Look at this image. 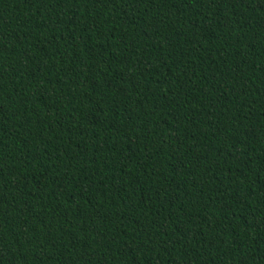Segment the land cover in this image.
I'll return each instance as SVG.
<instances>
[{
    "label": "trees",
    "instance_id": "obj_1",
    "mask_svg": "<svg viewBox=\"0 0 264 264\" xmlns=\"http://www.w3.org/2000/svg\"><path fill=\"white\" fill-rule=\"evenodd\" d=\"M0 264H264V0H0Z\"/></svg>",
    "mask_w": 264,
    "mask_h": 264
}]
</instances>
